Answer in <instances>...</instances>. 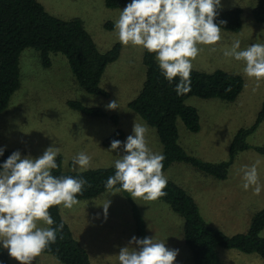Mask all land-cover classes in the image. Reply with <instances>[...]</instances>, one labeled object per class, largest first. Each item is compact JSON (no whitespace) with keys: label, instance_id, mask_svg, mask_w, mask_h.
Segmentation results:
<instances>
[{"label":"rangeland","instance_id":"1","mask_svg":"<svg viewBox=\"0 0 264 264\" xmlns=\"http://www.w3.org/2000/svg\"><path fill=\"white\" fill-rule=\"evenodd\" d=\"M37 1L52 16L63 20H81L99 51L105 52L117 43L120 53L115 61L106 66L102 75L100 85L108 92L104 97L86 93L75 83L64 55L51 53V65L46 68L42 66L37 50L24 49L19 57L20 86L10 97L7 108L0 114V148L19 151L21 158H38L48 147H58L61 150L59 156L62 158L63 171L79 172L78 169L73 171L72 158L80 152L91 156L89 168L114 166V161L119 158L117 155H123V149L119 152L107 151L110 146H104L102 140L120 129L124 133L120 141H126L127 136L133 134L135 121L147 125L148 146L154 152L162 153L155 129L127 106L138 94L145 77L142 63L144 49L122 45L114 27L121 10L131 0L120 8H108L104 0ZM257 1L221 0V9H241L242 27L238 32L222 30V40L216 45H200L203 50L193 61L195 70L212 72L221 69L241 75L244 81L241 93L233 102L194 96L185 99V104L194 107L198 112L200 130L196 133L190 132L178 119V142L188 154L203 161L218 162L227 159L235 132L239 128L250 126L264 107V81L260 82V87L254 93L252 89L256 81L244 75V62L223 55V51L230 49L237 39L241 42V50L253 43H264V24L256 23L251 15ZM108 22H112V29L105 28ZM213 47L216 48L215 52L211 51ZM70 100L79 101L88 107H98L108 116L85 115L72 109L68 105ZM113 100L118 102L119 107L109 110L106 106ZM109 115H114L116 121H112ZM247 142L251 145L264 144V120L248 136ZM256 161L260 162L257 166L262 186L260 195H254L251 187L247 191L242 187L241 169L252 166ZM163 172L168 180L175 182L194 197L201 215L210 225L226 234L245 232L251 213L254 211L253 215L264 206V155L252 148L236 155L224 180L204 175L182 162H173ZM239 191L248 201L258 200L254 204L256 206L244 207L233 200ZM106 198L111 204L105 219L103 208L99 205ZM79 200L80 203L73 209L59 207L74 237L88 253L91 264H119L117 255L120 248L127 246L130 239L136 236L130 202L135 204L143 218L144 237L155 236L157 240L166 241L167 248L178 249L174 264H192L183 241V220L166 203L160 200L135 201L126 192L106 197L105 191L93 199ZM232 212L236 214L226 215ZM38 225L46 227L42 221ZM260 236L264 237V229ZM178 240L181 241V247L174 248ZM4 250L10 264H19ZM218 250L221 257L223 254L233 256L232 261L235 264H264V260L256 254H245L234 249ZM33 264L63 263L51 255L41 254L35 258Z\"/></svg>","mask_w":264,"mask_h":264},{"label":"trees","instance_id":"2","mask_svg":"<svg viewBox=\"0 0 264 264\" xmlns=\"http://www.w3.org/2000/svg\"><path fill=\"white\" fill-rule=\"evenodd\" d=\"M130 0H104L108 8H120ZM216 23L226 21L221 29L238 32L242 27V11L238 7L219 9ZM256 23L264 24V0H258L251 11ZM113 28L108 22L105 28ZM26 48L39 52L43 67H50L51 53H60L67 59L75 83L86 93L106 97L108 92L100 85L106 66L115 61L120 53L119 44L101 52L98 50L91 35L84 28L81 20H63L52 16L37 0H0V114L7 108L10 97L20 86L19 57ZM142 63L145 67V77L138 94L128 102L127 106L139 115L150 127L154 128L162 146L163 171L173 162L186 163L204 175L218 180L227 178L228 170L236 155L252 148L264 155V144L251 145L248 136L254 133L264 120V107L258 112L254 122L248 127L239 128L230 143L227 159L218 162H208L188 154L178 142L177 120L193 133L200 130L197 110L185 104L188 97L202 99H219L223 102H233L241 93L244 81L241 75L226 72L221 69L204 72L192 69L191 90L184 95H177L175 85L179 78L171 84L162 75L154 53L143 50ZM231 89L227 91V89ZM68 105L85 115L108 116L98 107H88L79 101L70 100ZM116 121L114 115H109ZM124 133L116 129L102 140L104 146H110L111 141L121 140ZM0 155V166L14 152L3 149ZM62 158L57 157L59 167L52 170L56 176H73L86 179L92 186H85L78 199H93L105 191L107 178L114 174V166L89 168L83 172L63 171ZM2 170V168H0ZM167 195L160 201L178 214L182 220L184 245L189 251L192 264H228L220 259L218 249L237 250L245 254H256L264 260V237L260 232L264 229V206L250 218L245 232L226 234L210 225L201 215L197 203L184 188L168 180L164 189ZM130 198V197H129ZM131 204L135 234L142 239L145 235V224L137 207ZM56 227L61 222L59 206L49 209ZM67 215V214H66ZM64 219V218H63ZM62 233L57 234L54 244L42 254L53 256L63 264H91L89 255L80 242L74 237L69 224L64 219ZM61 236L63 238H61ZM0 264H10L5 250L0 246Z\"/></svg>","mask_w":264,"mask_h":264},{"label":"clouds","instance_id":"3","mask_svg":"<svg viewBox=\"0 0 264 264\" xmlns=\"http://www.w3.org/2000/svg\"><path fill=\"white\" fill-rule=\"evenodd\" d=\"M221 8V0H131L121 10L114 27L122 45L139 46L154 53L162 75L170 84L179 78L175 91L184 95L191 90L193 61L203 50L199 46L216 45L222 40L221 25L226 21L214 22ZM223 55L244 62V75L256 81L252 89L255 93L264 81V43H253L241 50L237 39ZM106 107L116 110L119 104L113 100ZM148 132L146 124L134 121L133 134L126 141H111L107 151L119 152L122 148L123 155H117L115 172L105 182L106 197L126 192L135 201L150 202L167 195L164 189L168 179L163 172L166 157L148 146ZM3 151L0 148V155ZM60 152V148L50 146L38 158H21V153L14 151L0 166V246L19 264H33L62 233V213L59 225L52 227L55 221L49 209H73L80 203L77 196L83 194L85 186H92L84 178L53 175L52 170L59 167ZM91 159L84 152L78 153L72 158L73 171L88 170ZM259 163L241 169L242 187L246 191L251 187L254 195L262 191ZM110 204L106 198L99 205L105 219ZM41 221L46 227L38 225ZM165 242L155 236H133L127 246L120 248L119 264H174L179 250L167 248Z\"/></svg>","mask_w":264,"mask_h":264},{"label":"crops","instance_id":"4","mask_svg":"<svg viewBox=\"0 0 264 264\" xmlns=\"http://www.w3.org/2000/svg\"><path fill=\"white\" fill-rule=\"evenodd\" d=\"M246 193V192H245ZM223 198V197H222ZM230 198V197H229ZM214 199V198H213ZM213 199H211V200H213ZM231 199V198H230ZM236 200V201H238V203L241 205V206H256V205H254L255 203H257L258 202V200L257 201H255V202H251L250 200L248 201V200H246L245 199V197H244V195L243 194H241V192L239 191V194H237L236 196H234L233 197V200ZM254 212V211H253ZM252 212V213H253ZM252 213H251V216H250V218L252 217ZM236 214V212H232V213H226V215H235ZM250 214V213H249ZM250 218H249V221H250ZM248 221V222H249ZM174 240V239H173ZM174 244V243H173ZM175 247H181V241L180 240H178V242H176V244H174V248ZM227 250V249H226ZM218 252H219V250H218ZM220 253V252H219ZM218 253V254H219ZM221 257V256H220ZM232 257L233 256H225V254H223V257H221L220 259L222 260V261H224L225 263H228V264H235L233 261H232ZM222 258H225V259H222ZM230 263H229V262ZM192 263V262H191Z\"/></svg>","mask_w":264,"mask_h":264}]
</instances>
